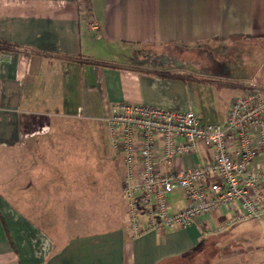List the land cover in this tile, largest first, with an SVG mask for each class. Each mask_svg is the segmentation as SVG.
Returning a JSON list of instances; mask_svg holds the SVG:
<instances>
[{"label": "crops", "instance_id": "1", "mask_svg": "<svg viewBox=\"0 0 264 264\" xmlns=\"http://www.w3.org/2000/svg\"><path fill=\"white\" fill-rule=\"evenodd\" d=\"M90 10L79 12L75 0H0V264H264V218L201 237L223 226L234 205L186 229L134 235L124 215L116 227L69 237L63 226L51 233L44 209L35 221L12 205L6 157L25 153L54 124H104L118 103L220 124L248 84L264 90V0H90ZM30 160L17 165L13 192L35 204L55 200L54 164ZM206 161L199 146L172 169ZM168 204L176 211L185 202L173 193ZM231 230L244 238L232 252L202 253L205 238Z\"/></svg>", "mask_w": 264, "mask_h": 264}, {"label": "built area", "instance_id": "2", "mask_svg": "<svg viewBox=\"0 0 264 264\" xmlns=\"http://www.w3.org/2000/svg\"><path fill=\"white\" fill-rule=\"evenodd\" d=\"M103 122L122 168L120 195L134 235L186 229L232 205L236 211L224 225L201 237L264 218V90L248 84L220 124L202 123L189 111L127 103L112 106ZM199 146L205 163L172 169ZM173 193L185 202L176 211L168 204Z\"/></svg>", "mask_w": 264, "mask_h": 264}, {"label": "rangeland", "instance_id": "3", "mask_svg": "<svg viewBox=\"0 0 264 264\" xmlns=\"http://www.w3.org/2000/svg\"><path fill=\"white\" fill-rule=\"evenodd\" d=\"M209 119L213 121V117ZM49 130L50 135L25 144V153L9 155L5 159L9 167L4 173L7 186L3 191L15 201L12 205L24 214L36 217L35 221H38L39 210L44 209L47 218L50 217L51 233H57L58 228L63 226L68 237L73 233L110 229L123 223L125 207L120 195L122 168L119 160L113 159L105 125L100 121L91 124L68 119L65 123L54 124ZM59 132H64L62 137H57ZM82 132H90L92 139ZM34 157L37 162L54 164L51 173L55 200L35 204L22 201V197L17 198L13 192L17 191L14 186L17 181H13L17 165L32 162L30 159ZM241 237L233 230L207 237L202 242V253L207 258L228 254Z\"/></svg>", "mask_w": 264, "mask_h": 264}, {"label": "trees", "instance_id": "4", "mask_svg": "<svg viewBox=\"0 0 264 264\" xmlns=\"http://www.w3.org/2000/svg\"><path fill=\"white\" fill-rule=\"evenodd\" d=\"M76 1V4H77V8L79 10V12H82V13H86V14H89L90 13V0H75ZM203 56L205 57V55H201V57L203 58ZM195 57V56H194ZM194 57H185V56H182V60L184 59L185 61L187 59L189 60H193ZM186 58V59H185ZM206 58V57H205ZM207 59V58H206ZM119 160V159H118ZM120 163V161H119ZM124 203V202H123ZM125 206V204H124ZM124 215H125V218H126V208L124 209Z\"/></svg>", "mask_w": 264, "mask_h": 264}]
</instances>
